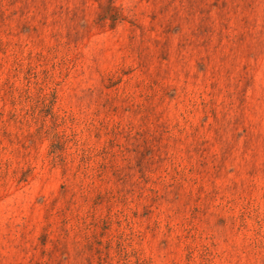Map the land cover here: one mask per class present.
Masks as SVG:
<instances>
[{
  "label": "rangeland",
  "instance_id": "obj_1",
  "mask_svg": "<svg viewBox=\"0 0 264 264\" xmlns=\"http://www.w3.org/2000/svg\"><path fill=\"white\" fill-rule=\"evenodd\" d=\"M0 264H264V0H0Z\"/></svg>",
  "mask_w": 264,
  "mask_h": 264
}]
</instances>
